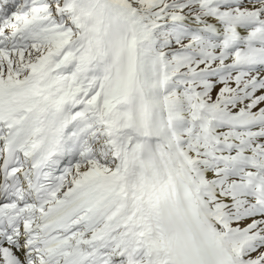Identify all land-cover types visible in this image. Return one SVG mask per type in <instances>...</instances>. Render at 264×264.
<instances>
[{"label":"snow or ice","instance_id":"6c2138e0","mask_svg":"<svg viewBox=\"0 0 264 264\" xmlns=\"http://www.w3.org/2000/svg\"><path fill=\"white\" fill-rule=\"evenodd\" d=\"M0 264H264V0H0Z\"/></svg>","mask_w":264,"mask_h":264}]
</instances>
